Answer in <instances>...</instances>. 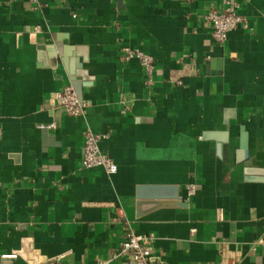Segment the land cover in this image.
Here are the masks:
<instances>
[{
	"label": "crops",
	"instance_id": "obj_1",
	"mask_svg": "<svg viewBox=\"0 0 264 264\" xmlns=\"http://www.w3.org/2000/svg\"><path fill=\"white\" fill-rule=\"evenodd\" d=\"M38 1L0 0V254L35 259L0 264H125L129 230L156 264H264V0L222 45L221 0ZM68 85L83 116L56 112ZM87 127L116 172L82 167Z\"/></svg>",
	"mask_w": 264,
	"mask_h": 264
},
{
	"label": "built area",
	"instance_id": "obj_2",
	"mask_svg": "<svg viewBox=\"0 0 264 264\" xmlns=\"http://www.w3.org/2000/svg\"><path fill=\"white\" fill-rule=\"evenodd\" d=\"M39 7L38 0H30ZM220 8H213L202 14V19L208 23L211 28V34L217 44H224L230 32L243 28L253 31L248 18L239 12L241 3L239 0H221ZM121 59L124 61L137 59L144 70V81L152 85L155 81L154 58L141 49L125 46L122 48ZM177 82V80H176ZM182 84V80H178ZM54 103L60 107L67 115L80 117L85 114L88 103L78 97L75 89L68 85L61 91L54 94ZM105 135L93 132L90 128L84 130V144L81 165L83 168L103 167L108 174L116 172L117 165L114 160L100 149V141ZM188 190L193 193L194 186L189 185ZM219 216L221 210H219ZM150 237L135 233L129 230L124 238L119 242L117 248L112 252L111 259H124L125 264H156L157 259L153 255L150 245ZM18 253L0 254V259L14 258ZM238 261L235 262L237 264ZM36 264V263H35ZM54 264H63L60 258H57ZM214 264H228L225 262L224 253L221 259Z\"/></svg>",
	"mask_w": 264,
	"mask_h": 264
},
{
	"label": "water",
	"instance_id": "obj_3",
	"mask_svg": "<svg viewBox=\"0 0 264 264\" xmlns=\"http://www.w3.org/2000/svg\"><path fill=\"white\" fill-rule=\"evenodd\" d=\"M77 94H78V97L81 98V92L78 90L77 91ZM61 108H58L56 112H58V110H60ZM247 147H248V136H247V133L244 131L243 132V135H242V139H241V148L246 152L247 151ZM172 198L176 199V203L174 202H170V203H167V204H179V201L178 200H181L180 197L178 195H175L172 196ZM28 242L29 240H25L23 243V246L21 248L20 251H18V254L20 256H22L23 258H28V259H33V257H31L30 253H29V250L30 248L28 247ZM35 260V259H33Z\"/></svg>",
	"mask_w": 264,
	"mask_h": 264
}]
</instances>
